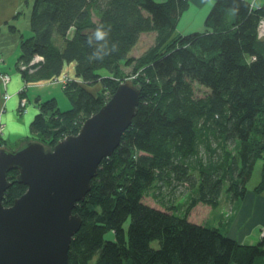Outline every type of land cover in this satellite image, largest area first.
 <instances>
[{"label": "trees", "instance_id": "16d2710c", "mask_svg": "<svg viewBox=\"0 0 264 264\" xmlns=\"http://www.w3.org/2000/svg\"><path fill=\"white\" fill-rule=\"evenodd\" d=\"M188 7V0L32 1L34 35L22 38L16 61L25 81L60 79L75 62L74 74L63 82L71 107L62 110L56 98L41 101L30 123L38 139L53 146L77 133L125 78L142 87L119 146L103 158L91 189L76 204L83 222L72 238L69 264H264V229L259 241L242 243L227 234L224 218L213 226L189 219L199 203L219 205L225 182L229 202L242 207L259 161L261 178L252 196L264 193V3L253 8L249 0H214L206 29L184 35L176 27ZM99 25L110 29L104 40L95 38ZM144 31L156 32L154 42L130 55ZM38 55L43 60L30 72ZM124 64L132 65L131 74H124ZM195 82L208 89L206 95H195ZM6 142L0 134V145ZM201 143L211 154L206 159ZM17 173L8 172L5 205L27 189ZM165 175L192 187L182 213L143 201Z\"/></svg>", "mask_w": 264, "mask_h": 264}, {"label": "water", "instance_id": "95a60500", "mask_svg": "<svg viewBox=\"0 0 264 264\" xmlns=\"http://www.w3.org/2000/svg\"><path fill=\"white\" fill-rule=\"evenodd\" d=\"M141 91L132 77L125 78L77 133L53 146L40 139L16 148L0 145V264H69L71 241L83 222L76 204L91 189L103 158L119 146ZM14 168L27 189L5 205Z\"/></svg>", "mask_w": 264, "mask_h": 264}, {"label": "crops", "instance_id": "0c3cea01", "mask_svg": "<svg viewBox=\"0 0 264 264\" xmlns=\"http://www.w3.org/2000/svg\"><path fill=\"white\" fill-rule=\"evenodd\" d=\"M32 1L0 0V52L4 59L1 69L11 76L7 84L3 83L0 76V121L3 124L2 137L7 140H10L12 135L18 137V140L37 137L32 132L29 135L26 132L30 129L31 121L39 112L41 101L56 98L61 109L62 105L67 106L69 101L62 81L55 79L53 81L26 82L22 72L16 68V61L21 53L22 38L34 35L30 28ZM249 1L253 8L264 3V0ZM73 33L74 29L71 28L68 36L71 37ZM64 44L65 41L62 40L60 45ZM74 69L75 62H70L66 65L63 73L73 75ZM21 104L25 106L22 108ZM249 200L252 201L251 205H248ZM263 223L264 198L250 195L246 203L239 208L227 234L242 243H255L260 240V226Z\"/></svg>", "mask_w": 264, "mask_h": 264}, {"label": "rangeland", "instance_id": "374dc122", "mask_svg": "<svg viewBox=\"0 0 264 264\" xmlns=\"http://www.w3.org/2000/svg\"><path fill=\"white\" fill-rule=\"evenodd\" d=\"M188 2H189V7L179 17V21L176 27V31L184 35L195 31H204L206 29L205 19L213 5L214 0H188ZM155 36H156L155 31L142 32L138 42L131 50L130 55L139 56L145 49H147L154 42ZM54 39L55 42L59 45L63 40L61 37L58 36H56ZM122 68L125 75L131 74L132 65L124 64ZM100 72L103 75L109 74V70H107L106 68L101 69ZM94 86L95 85H89L88 88L93 90ZM98 86L99 84L95 86V89H97ZM194 86H195L196 96L206 95L208 89L204 85L195 82ZM70 106L71 103L69 100L67 106L62 105L63 107L62 109H67ZM30 132H31L30 129H28L26 134L29 135ZM27 139L28 138L26 139L22 138L18 140V137L12 135L10 137V140H7V142L4 143V145H8L10 147L16 148L24 144V142ZM229 149L232 150L233 148H229ZM200 154L205 159L207 157H210L209 155H211L208 149H206V145L204 143H201L200 145ZM216 155L217 154L215 153L213 156ZM261 169L262 166H261V162L259 161L255 166V170L253 172L251 180L247 184L250 190L249 194L251 195L254 194L253 190L261 178ZM227 185L228 183L225 182L221 194L220 203L217 207H213L204 203H199L190 211L189 219L192 221L203 223L208 226H213L218 223V220H220V218H224V220L226 221L225 227H230L233 223L231 221L233 215L236 213L237 207L239 208L238 206L239 203L231 204L229 202V196H228L229 193H227L226 191ZM191 188L192 187L188 181H181L176 177L169 178L168 176L165 175L163 179L162 178L157 179L155 183L148 188V190L143 196V201L148 204L154 205L156 207L170 208L182 213L185 211L186 205L189 202V198L191 195ZM263 195L264 193L260 194V196L257 197H263ZM251 204L252 201L249 200L248 205ZM178 212L176 213L179 214ZM128 225H129V220L125 223V227L127 228ZM260 228L264 229V223L261 224ZM107 236L113 239L114 232L109 231L107 233ZM153 243L155 246H157L158 240H154Z\"/></svg>", "mask_w": 264, "mask_h": 264}, {"label": "built area", "instance_id": "2783aa9c", "mask_svg": "<svg viewBox=\"0 0 264 264\" xmlns=\"http://www.w3.org/2000/svg\"><path fill=\"white\" fill-rule=\"evenodd\" d=\"M259 36H264V17L261 18L260 23H259ZM41 60H43V57L42 56H39V55L38 56H35V58L29 64V71L30 72L34 71L36 67H34L33 64L34 63L38 64V62H40ZM3 61H4V59H3L2 55H1V52H0V76H1V79H2L3 83L4 84H7L10 81L11 76H10V74L2 71L1 66H2ZM25 67L26 66L24 65L23 68H25ZM70 78H71L70 75L64 74L58 80L59 81H66V80H68ZM2 132H3V124L0 121V134H2ZM263 232H264V230H263Z\"/></svg>", "mask_w": 264, "mask_h": 264}, {"label": "clouds", "instance_id": "9594fccd", "mask_svg": "<svg viewBox=\"0 0 264 264\" xmlns=\"http://www.w3.org/2000/svg\"><path fill=\"white\" fill-rule=\"evenodd\" d=\"M110 29L109 30H105L103 25H99L97 26V28L95 29V38L97 40H104L106 36L109 35ZM91 39V38H90Z\"/></svg>", "mask_w": 264, "mask_h": 264}, {"label": "flooded vegetation", "instance_id": "af4514ba", "mask_svg": "<svg viewBox=\"0 0 264 264\" xmlns=\"http://www.w3.org/2000/svg\"><path fill=\"white\" fill-rule=\"evenodd\" d=\"M21 107L23 108L24 106H21ZM33 134H34V133H33ZM34 135H35V134H34ZM34 135H33V136H34ZM28 139H38V138H37V137H36V138L29 137ZM28 139H27V140H28Z\"/></svg>", "mask_w": 264, "mask_h": 264}]
</instances>
